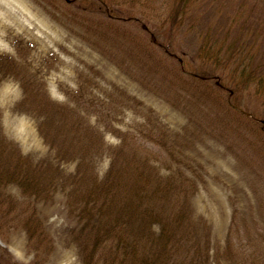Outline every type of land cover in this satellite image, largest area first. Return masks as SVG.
Here are the masks:
<instances>
[{
	"label": "rangeland",
	"instance_id": "rangeland-1",
	"mask_svg": "<svg viewBox=\"0 0 264 264\" xmlns=\"http://www.w3.org/2000/svg\"><path fill=\"white\" fill-rule=\"evenodd\" d=\"M92 3L0 0V138L5 151L17 148L40 168L48 184L35 201L15 184L0 189L1 250L15 264H83L95 231L91 217L76 209L71 185L90 176L99 181L111 163L139 158L143 174L159 182V194L181 193L180 207L191 214L182 238H199L197 264H264V136L250 123L264 127L263 106L239 92L240 108L250 110L241 119L221 72L204 79L201 89L193 79L189 89L163 75L143 40L129 36L138 31L119 15L118 21L100 15L108 7ZM227 4L221 0V8ZM206 5L193 9L189 22L220 27ZM184 29L176 30L175 52L201 70L196 33ZM30 210L46 235L36 241L38 255L20 225ZM107 255L97 252L91 264L105 263Z\"/></svg>",
	"mask_w": 264,
	"mask_h": 264
},
{
	"label": "trees",
	"instance_id": "trees-1",
	"mask_svg": "<svg viewBox=\"0 0 264 264\" xmlns=\"http://www.w3.org/2000/svg\"><path fill=\"white\" fill-rule=\"evenodd\" d=\"M102 1L91 0L108 7L106 11L101 8L100 15L113 21H118L120 16L123 22L128 21L126 23L131 30L135 33L138 31L129 36L138 43L143 40V44L150 50L146 56L157 71L181 79L188 84L189 89L191 79L201 89L202 82L206 81L204 79L221 72V76L226 79L225 83L235 94L237 111L229 106L231 111L236 112L241 119L246 118L243 111L244 108H249H240L242 104L238 93L241 91H247L251 97H255L263 106L262 110L264 109V0H226L228 4L223 8L221 0H141L138 4H133L135 0ZM157 2L159 5H156ZM204 4L215 15L214 24L218 23L220 27H213L210 22L203 26L199 22L193 23L194 18L189 22L193 9ZM133 10H138L142 18L133 15ZM159 10L165 11V15H160ZM111 26L115 27L114 24ZM181 27L185 28L183 33L186 30L196 33V56L200 58L203 67L201 70L197 64H192V57L182 59L175 52L176 30ZM113 30L119 31L120 28ZM152 50L156 51L155 54ZM146 56L143 57L147 61ZM207 71L211 75H205ZM250 123L252 129L264 136L262 122L259 124L250 120ZM2 140L0 138V189L8 184H15L26 196L34 198V201L44 197L48 189L47 177L39 171L40 168H34L22 158L17 148L5 151L6 145ZM261 141L264 146V137ZM130 161L122 159L117 166L114 162L111 163L109 173L99 181L96 176H90L88 181L71 185L70 195L74 198L76 209L81 216L91 217L93 232L95 231L92 243L87 242L91 248L88 252L84 251L83 264H91L100 251L108 252L103 264H197L196 258L201 256L196 245L199 238H195L196 233L192 236L189 233L188 238H182L190 228L191 214L188 207H180V202L184 200L181 193L174 195V192L170 196L159 194L156 191L159 182L154 175L150 177V174H143V162L139 158H132ZM128 171L135 175L128 176ZM74 178H81L79 172L74 174ZM22 214L25 216L21 217L20 225L25 229L38 255L41 250L36 241L40 236L46 238L45 232L35 212L30 210L29 213L26 211ZM231 220L229 235L234 240L237 239L234 214ZM155 224H159L158 230L153 229ZM89 231L92 232V229ZM180 256H185L186 262L180 260ZM36 263L37 260L32 264ZM252 263L258 264L255 259ZM0 264H15L1 248Z\"/></svg>",
	"mask_w": 264,
	"mask_h": 264
}]
</instances>
